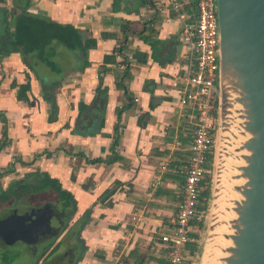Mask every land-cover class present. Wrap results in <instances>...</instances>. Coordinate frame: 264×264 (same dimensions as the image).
I'll use <instances>...</instances> for the list:
<instances>
[{
    "label": "crops",
    "instance_id": "obj_1",
    "mask_svg": "<svg viewBox=\"0 0 264 264\" xmlns=\"http://www.w3.org/2000/svg\"><path fill=\"white\" fill-rule=\"evenodd\" d=\"M136 2L122 0L115 11L113 0H31L28 12L76 29L82 49L54 40L43 57L0 53V172L57 183L71 195L69 233L81 222L86 250L78 264H166L160 236L185 180L194 123L173 86L186 66L181 23L165 0L138 9ZM3 7L0 35L13 34L20 11L13 0H0ZM124 26L130 34L120 53Z\"/></svg>",
    "mask_w": 264,
    "mask_h": 264
},
{
    "label": "water",
    "instance_id": "obj_2",
    "mask_svg": "<svg viewBox=\"0 0 264 264\" xmlns=\"http://www.w3.org/2000/svg\"><path fill=\"white\" fill-rule=\"evenodd\" d=\"M217 17L216 136L223 144L220 152L226 154L224 143L225 148L237 143L229 149L245 153L237 157L244 166L235 168L237 176L232 177L245 182L234 187L239 198L233 202L235 218L230 220L231 235H225L228 246L220 263L264 264V0H217ZM236 133L239 137L233 139ZM218 186L219 180L216 190ZM24 231L12 242L23 239Z\"/></svg>",
    "mask_w": 264,
    "mask_h": 264
},
{
    "label": "built area",
    "instance_id": "obj_3",
    "mask_svg": "<svg viewBox=\"0 0 264 264\" xmlns=\"http://www.w3.org/2000/svg\"><path fill=\"white\" fill-rule=\"evenodd\" d=\"M165 2L181 23L180 38L187 47L186 66L173 86L178 88L180 106L192 115L194 128L176 215L160 241L166 251V264H184L192 224L204 219V212L198 210V197L211 181L208 156L215 147L218 128L219 24L217 0Z\"/></svg>",
    "mask_w": 264,
    "mask_h": 264
},
{
    "label": "flooded vegetation",
    "instance_id": "obj_4",
    "mask_svg": "<svg viewBox=\"0 0 264 264\" xmlns=\"http://www.w3.org/2000/svg\"><path fill=\"white\" fill-rule=\"evenodd\" d=\"M37 187L31 178L0 172V264H78L85 246L69 233L70 209ZM22 231L23 239L12 242Z\"/></svg>",
    "mask_w": 264,
    "mask_h": 264
},
{
    "label": "trees",
    "instance_id": "obj_5",
    "mask_svg": "<svg viewBox=\"0 0 264 264\" xmlns=\"http://www.w3.org/2000/svg\"><path fill=\"white\" fill-rule=\"evenodd\" d=\"M137 4L134 6L136 9L139 7L145 6L147 4H151L152 0H136ZM122 2V0H113V10H118V5ZM14 6L20 11V13L16 16L15 19V31L11 34L6 30L2 31V35H0V53L10 51H18L21 50L25 55H28L32 52H38L41 57L44 56V51L46 47L52 42L56 41L62 44L66 49L70 51H75L82 49V41L79 35V32L71 26L68 25H59L49 21L46 18L38 17L37 15H33L27 11L29 5L31 4V0H13ZM127 12H130L129 9L126 8ZM7 16L6 7L0 9V20L3 18V21H6L5 17ZM126 26L122 27L121 30L124 34L123 43L118 49V52H122L124 49V45L127 42V35L130 34V30H127ZM128 31V32H127ZM1 34V33H0ZM127 77V74L123 77V80ZM119 89H122L124 93H127L125 86L122 83L118 85ZM28 89V85H24L21 88V91H25ZM121 110L117 114V120L120 119ZM118 142V126H115V140L113 143L112 150L114 151V147ZM6 145V132H2L0 139V150ZM211 154H209V161L212 163L213 160V149L211 150ZM115 157V156H114ZM117 158L107 159L105 162L107 164L112 163ZM93 162H101V160H94ZM53 183V182H52ZM55 183V182H54ZM38 190L43 191L47 188H50L56 195L57 198L64 202V206L66 208L74 210V205L72 201L71 195L67 192L62 191L59 184H48L46 182L38 183ZM210 185L207 184L202 188L199 197H198V210H205L208 207V202L210 200ZM72 215V214H71ZM81 222L75 224L74 230L71 233V236L74 239L79 238L80 230L82 229L80 226ZM197 227V233H190L191 241L187 244L186 249L188 253L192 256L197 251L196 241L199 240V233L203 227V222L193 223ZM77 227V228H76ZM82 252H85V248ZM186 264V263H184Z\"/></svg>",
    "mask_w": 264,
    "mask_h": 264
},
{
    "label": "rangeland",
    "instance_id": "obj_6",
    "mask_svg": "<svg viewBox=\"0 0 264 264\" xmlns=\"http://www.w3.org/2000/svg\"><path fill=\"white\" fill-rule=\"evenodd\" d=\"M231 144L233 145V143H231ZM222 145L223 144L220 145L219 134H217L215 147L213 148V160H212L211 168H210L211 169V174H210L211 181H210L209 185H210L211 195H210V200L208 202L207 209L202 210L204 212V219L202 220L203 227L200 231V233L202 235L201 240H200V245H199L200 246V252L192 260L193 264H209V263H207L208 249H209V246L212 245V243L214 242V240L216 238H217L216 240L218 241L219 244L217 245V254L215 256V263L214 264H221L220 258L224 255V253H223L224 249L227 248V246H228V241L225 238V235H228V234H226L224 232V230H221V229H223L222 226L225 225L226 228L228 227V230H230V225H229L230 220L228 222H224L223 217L221 215H220L219 219L216 218V215H215L216 212L215 211H217V209H215V207H216V204L218 201V200L216 201V199H217L216 194L218 191H220L224 187V184L228 187L230 181H232L233 176H231V175H235V173H236L235 168L239 162V159L237 158L238 156H235V154H236L235 151L232 149H229V148H231L230 145H228V148H225V146H226L225 143H224L223 151L226 154H224L223 152H220ZM231 151H232V154L230 153ZM233 165H236V166L234 167ZM232 171H233V174H232ZM218 180H219V186H218V189L216 190L217 185H218ZM231 190H232V194L229 195L228 197L224 198L225 200L223 201V203H225L226 207L230 206L234 202V200H237L239 198V195L235 192V190L232 188H231ZM49 196H51V195H48V194L46 195V197H49ZM232 199H234V200H232ZM51 201H54V200L51 199ZM55 205H57V203ZM226 211L229 213H232V211H228V210H226ZM229 213L227 214V216H229ZM218 215H219V213H218ZM216 257H219V258H216Z\"/></svg>",
    "mask_w": 264,
    "mask_h": 264
},
{
    "label": "bare ground",
    "instance_id": "obj_7",
    "mask_svg": "<svg viewBox=\"0 0 264 264\" xmlns=\"http://www.w3.org/2000/svg\"><path fill=\"white\" fill-rule=\"evenodd\" d=\"M238 137H239V135L237 133L232 135V138L233 139H237ZM235 146H237V143L231 145V148H234ZM230 153L232 154V151ZM236 154H235V156H239V155H243L245 153L242 152V151H239ZM233 166L235 167L236 165H233ZM240 166H244V162L243 161L238 162L236 168L237 167H240ZM232 174H233V171H232ZM231 176H237V173H235V175H231ZM244 182L245 181L243 179L235 180V178H233L232 181H230L228 187L224 184V187L220 191H218V195L220 196V198L217 201V204H218L219 207H218L217 211H215L216 212L215 215H216V218L217 219H219L220 215L223 217L224 222H228L229 220L235 218V215L234 214L229 213V212L226 211V210L232 211V209L235 208V207H233V203L230 206L226 207V205H225V203H223V201L225 200L224 198H226V197H228L229 195L232 194L231 188L234 189L235 186H242L244 184ZM232 200H234V199H232ZM218 213H219V215H218ZM228 213H229V216H227ZM222 227H223V229H221V230H224V232L226 234L231 235V231L228 230V227L226 228L225 225L222 226ZM216 239L214 240V242L212 243V245L209 246V249H208L207 263H209V264H214L215 263V256L217 254V245L219 244ZM229 246H231L230 243H229ZM224 256H226V255H224ZM216 258H219V257H216Z\"/></svg>",
    "mask_w": 264,
    "mask_h": 264
}]
</instances>
